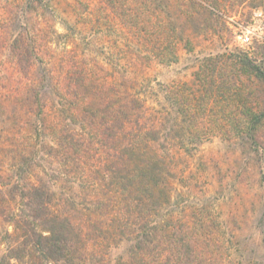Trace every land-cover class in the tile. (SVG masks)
I'll return each mask as SVG.
<instances>
[{
	"label": "trees",
	"instance_id": "1",
	"mask_svg": "<svg viewBox=\"0 0 264 264\" xmlns=\"http://www.w3.org/2000/svg\"><path fill=\"white\" fill-rule=\"evenodd\" d=\"M6 1L0 264H264L233 258L204 206L183 224L166 209L180 151L213 136L236 142L264 187V42L203 56L191 81L158 88L146 71L177 61L181 44L215 33L247 0ZM58 6L78 26L59 32L45 18ZM122 241L126 254L113 258Z\"/></svg>",
	"mask_w": 264,
	"mask_h": 264
},
{
	"label": "rangeland",
	"instance_id": "2",
	"mask_svg": "<svg viewBox=\"0 0 264 264\" xmlns=\"http://www.w3.org/2000/svg\"><path fill=\"white\" fill-rule=\"evenodd\" d=\"M32 0H18L21 4ZM257 0H252L256 2ZM8 3L0 0V4ZM250 0L228 12L224 26L217 25L215 33L192 38V47L178 48V59L171 64L154 62L146 69L155 87L160 83L177 80L191 81L198 59L209 54L245 51L252 54L255 44L264 42V11L253 7ZM53 6L55 3L50 0ZM56 6V4H55ZM45 13L49 22L59 32H64L63 21L78 26V19L63 11ZM26 18L43 19L39 13H29ZM159 88V87H158ZM163 101V92H158ZM147 102L155 104L154 97ZM177 166L172 167L169 182L170 203L167 210L172 223H187L188 215L196 207L204 206L221 223L231 246L232 257L241 261H264V187L258 184L257 171L234 141L213 136L202 142L193 153L180 151ZM129 244L120 242L112 248L113 258L124 256Z\"/></svg>",
	"mask_w": 264,
	"mask_h": 264
}]
</instances>
